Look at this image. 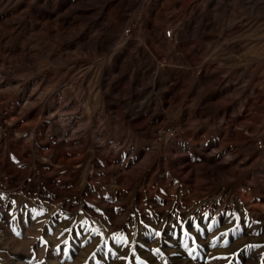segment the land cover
I'll use <instances>...</instances> for the list:
<instances>
[{
	"label": "rangeland",
	"instance_id": "rangeland-1",
	"mask_svg": "<svg viewBox=\"0 0 264 264\" xmlns=\"http://www.w3.org/2000/svg\"><path fill=\"white\" fill-rule=\"evenodd\" d=\"M0 264H264V0H0Z\"/></svg>",
	"mask_w": 264,
	"mask_h": 264
},
{
	"label": "built area",
	"instance_id": "built-area-1",
	"mask_svg": "<svg viewBox=\"0 0 264 264\" xmlns=\"http://www.w3.org/2000/svg\"><path fill=\"white\" fill-rule=\"evenodd\" d=\"M172 34L173 33L171 29L165 32V35L167 37H172ZM171 134H173V129L171 126H168V125H162L155 130V137L157 141H161L164 137L169 136Z\"/></svg>",
	"mask_w": 264,
	"mask_h": 264
}]
</instances>
